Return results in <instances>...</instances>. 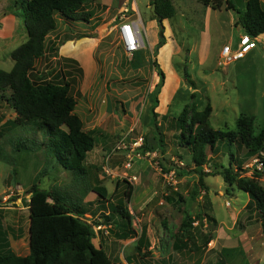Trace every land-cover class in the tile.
I'll list each match as a JSON object with an SVG mask.
<instances>
[{"label": "rangeland", "instance_id": "obj_1", "mask_svg": "<svg viewBox=\"0 0 264 264\" xmlns=\"http://www.w3.org/2000/svg\"><path fill=\"white\" fill-rule=\"evenodd\" d=\"M17 1L0 0V69L4 71L13 65L10 53L27 39ZM107 1L112 6L108 11ZM151 1L97 0L83 8L90 14L88 22L55 14L56 27L45 38L31 79L40 83L46 75L43 80L69 84V95L76 102L74 113L95 144L83 163L85 173L74 174L56 164L46 136L32 124L4 132L0 139V224L14 254H28L26 191L36 182L42 189L59 191L67 203H80L84 219L99 223L93 243L103 245L112 264L128 256L133 264H264V233L256 212L247 209L248 196L218 175L204 176L201 186L199 175L192 171L189 147L180 145L176 122L184 107L201 111L210 105L209 125L214 130L236 131L241 115L253 118L254 133L263 130L264 41L243 58L224 64L222 46L235 33L229 21L238 18L235 11L225 9L224 0H215L221 4L216 10L196 0H170L174 16L161 25L150 12ZM118 7L121 13L117 15ZM236 9L244 10L242 2ZM122 17H140L145 48L129 54L115 31L109 33V27ZM161 27L169 44L157 56L153 49ZM65 38L72 39L68 50L75 54L60 59L58 49ZM155 63L165 83L163 94L157 96L159 110L165 114L157 118L158 130L149 123L159 81ZM15 116L0 98V125ZM139 138L152 148L148 156L119 148L122 142L127 146ZM128 157L130 167L125 168ZM208 157L202 168L206 174L219 164L234 170L240 163L244 176L257 170L264 188V166L258 165L264 151L249 157L236 143L227 148L222 142L217 153ZM179 170L187 173L178 177ZM128 185L133 188L130 199L123 195ZM94 188L104 189L106 199L94 193ZM116 205L128 215L121 217ZM186 217L194 221L191 238L186 248L175 250L173 242ZM127 230L132 236L123 239ZM194 245L197 249L191 250Z\"/></svg>", "mask_w": 264, "mask_h": 264}, {"label": "trees", "instance_id": "obj_2", "mask_svg": "<svg viewBox=\"0 0 264 264\" xmlns=\"http://www.w3.org/2000/svg\"><path fill=\"white\" fill-rule=\"evenodd\" d=\"M96 1H17L18 17L23 22L27 39L10 53L13 61L12 68L9 71L0 69V98L16 115L14 119L6 120L0 125V139L10 128L32 124L36 132H41L46 136L48 148L52 150L56 164L74 174L76 172L85 173L83 163L93 149L95 140L90 133L83 131L82 121L74 113L76 102L69 95L67 82L56 84L50 80H43L46 76L44 75L40 77L41 82L37 83L31 77H33L35 62L44 52L46 36L56 27L55 14L67 20L88 22L90 14L83 8L86 4ZM196 1L213 10L221 7L219 1L215 2V0ZM241 2L244 6L242 12L236 9L237 3ZM262 2L264 0H224V5L226 10H233L238 14L235 26H240L244 35L256 39L264 33ZM151 4L155 5V12L161 19V23L174 16V8L170 0H152ZM163 33L164 29L161 27L158 42L153 49L154 55H157L158 50L166 44ZM81 38H87V36H81L79 39ZM67 41H72V39L65 38L61 45ZM70 61L73 62V60ZM154 67L157 70L159 81L153 91V99L149 108V123L158 130L159 114L155 110L159 103L157 96L164 84V74L156 63ZM6 93L8 95H5ZM210 115V105H206L201 111L193 106L190 110L187 106L184 107L176 119L181 139L180 145L189 147L193 164L192 171L199 175L201 186L204 176L218 175L225 184L234 186L248 196L247 209L256 212L261 231L264 233V188L258 181L257 170H254L250 177L244 176L242 174L244 170L239 163L234 170L230 165L224 167L219 164L213 167L210 174L202 171L209 161L208 155L217 153L222 142H226L227 148L236 143L247 150L249 157L264 151V129L254 133L253 118L241 115L237 119L236 131L214 130L209 125ZM160 135L159 133V146L163 147ZM138 150L145 153L151 151L152 148L144 142ZM260 162L264 166V159H260ZM186 173L179 170L177 176L181 177ZM92 191L100 198L106 199L104 189L94 188ZM132 191V186L128 185L123 192L124 197L130 199ZM26 192L29 194V201L26 205L28 255L17 256L8 249L7 235L0 224V264H112L101 245L95 246L93 243L96 235L94 228L99 223L92 224L84 219L85 213L80 203L77 205L67 203L66 198L59 191L42 189L36 182H33ZM116 211L122 213H120L121 217L126 215L119 205H116ZM105 219L109 220V218ZM196 219H200V215ZM192 222L194 221L190 217L184 218L179 228V235L174 239L173 249L182 250L187 247L191 238L189 229H191ZM128 236L132 234L127 230L122 238L127 239ZM193 249H197L195 245L191 250ZM137 250L139 251L138 248Z\"/></svg>", "mask_w": 264, "mask_h": 264}, {"label": "built area", "instance_id": "obj_3", "mask_svg": "<svg viewBox=\"0 0 264 264\" xmlns=\"http://www.w3.org/2000/svg\"><path fill=\"white\" fill-rule=\"evenodd\" d=\"M118 34H119L120 43L124 48L125 52L132 54L140 49L145 48V43H146L145 28L140 17H136L135 19L122 17L118 29ZM255 47H256V39L250 38L249 36L242 34L239 37L238 47L236 49H232L230 45H225L222 47L221 58L223 60V63L228 64L233 61H237L243 58L244 55H246L249 51H251ZM127 143L130 144L125 146V144L122 142L119 145V148L131 151L133 152L132 154H134L136 150H138L142 146V138H139L134 142L128 141ZM148 155L149 152L146 153V156ZM130 159L131 158L129 157L127 158V163L124 166L125 168L130 167V163H129ZM258 161H259L258 165H262L260 160ZM169 175L173 176V172H170Z\"/></svg>", "mask_w": 264, "mask_h": 264}, {"label": "crops", "instance_id": "obj_4", "mask_svg": "<svg viewBox=\"0 0 264 264\" xmlns=\"http://www.w3.org/2000/svg\"><path fill=\"white\" fill-rule=\"evenodd\" d=\"M107 3H108V1H107ZM105 8H106V11H108L110 8L109 7H112L109 3H108V5L107 4H105V6H104ZM119 8V7H118ZM117 8V10H116V14L118 15V14H120L121 13V10H120V8L118 9ZM105 11V12H106ZM116 17V16H115ZM114 20V18L112 19V21ZM235 18L234 17H231L230 18V21H229V23H230V26H231V29H233V31L235 32V33H233L232 34V36H230L228 39H227V41L223 44V46H225V45H230L231 46V48L232 49H236L237 47H238V41H239V37L243 34V32H242V30H241V28H240V26H235ZM110 23H112V22H110ZM120 23H121V19H119L118 20V22H117V24H115V25H113L112 27H109V33H111L112 31H115V33L117 34V36H118V40H120L119 39V34H118V29H119V26H120ZM107 28H105V30H106ZM96 31V29L94 30V32ZM165 39H166V44L164 45V46H167L169 43H168V36H165ZM263 41H264V33L262 34V35H260L259 37H257L256 38V47L254 48V49H256L257 48V46H258V44H262L263 43ZM71 43V41L70 42H68V43H63V45H61V47L58 49V51H59V58L60 59H69V58H71V57H74L73 55L75 54V53H73V51H69L68 49V45ZM76 42H73V45L75 44ZM76 45V44H75ZM222 46V47H223ZM163 48V47H162ZM254 49H252L251 51H253ZM159 51H160V49H159ZM251 51H249L248 53H250ZM175 52H176V50H175ZM247 53V54H248ZM158 54H159V52H158ZM158 56V55H157ZM76 58V57H75ZM169 61V60H168ZM177 80H178V78H177ZM176 80V82H177V84H178V81ZM177 84L173 87V89L168 93V99L167 100H170L171 99V97L173 96V94H174V92L176 91V86H177ZM164 85H165V83H164ZM164 85H163V87H162V89H161V92H160V95H162L163 94V89H164ZM167 104L168 103H166L165 102V107L167 106ZM158 110H159V105H158V107H157V113H158ZM160 111V110H159ZM161 112V111H160ZM159 112V113H160ZM160 115V117L161 116H164L165 114L164 113H162L161 112V114H159ZM133 240V239H132ZM99 245H101V244H99ZM101 247L104 249V247H103V245H101ZM14 253V252H13ZM27 253H28V251H27ZM28 255V254H27ZM108 255V254H107ZM18 256V255H17ZM109 256V255H108ZM22 257H24V256H22ZM131 258H133V257H131ZM128 260H130V257L128 256L126 259H125V261H120V260H118V263L117 264H133V263H130ZM135 263V262H134ZM156 264H161V263H156ZM171 264H180L179 262H173V263H171Z\"/></svg>", "mask_w": 264, "mask_h": 264}, {"label": "water", "instance_id": "obj_5", "mask_svg": "<svg viewBox=\"0 0 264 264\" xmlns=\"http://www.w3.org/2000/svg\"><path fill=\"white\" fill-rule=\"evenodd\" d=\"M150 12H151L152 16H154L156 18L158 24L161 25V19L159 18V16L155 12V5L154 4L151 5V11Z\"/></svg>", "mask_w": 264, "mask_h": 264}]
</instances>
